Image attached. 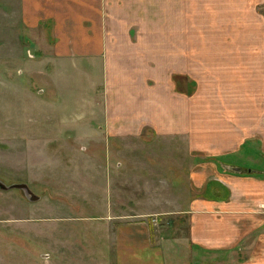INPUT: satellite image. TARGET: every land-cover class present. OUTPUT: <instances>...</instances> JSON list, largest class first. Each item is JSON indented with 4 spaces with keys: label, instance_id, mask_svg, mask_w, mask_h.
I'll return each mask as SVG.
<instances>
[{
    "label": "crops",
    "instance_id": "obj_1",
    "mask_svg": "<svg viewBox=\"0 0 264 264\" xmlns=\"http://www.w3.org/2000/svg\"><path fill=\"white\" fill-rule=\"evenodd\" d=\"M15 2L45 61L101 63L98 140L150 134L204 158L184 238L198 264H264V0ZM136 223L141 245L118 231L117 263L164 264L165 238Z\"/></svg>",
    "mask_w": 264,
    "mask_h": 264
},
{
    "label": "rangeland",
    "instance_id": "obj_2",
    "mask_svg": "<svg viewBox=\"0 0 264 264\" xmlns=\"http://www.w3.org/2000/svg\"><path fill=\"white\" fill-rule=\"evenodd\" d=\"M15 3L0 0V179L26 183L40 199L0 190V264H118L116 234L140 246L136 222L165 238L164 264H198L201 253L184 238L191 176L204 158L150 134L98 140L91 129L101 122L89 112L95 87L102 92L101 63L45 61L26 41Z\"/></svg>",
    "mask_w": 264,
    "mask_h": 264
},
{
    "label": "water",
    "instance_id": "obj_3",
    "mask_svg": "<svg viewBox=\"0 0 264 264\" xmlns=\"http://www.w3.org/2000/svg\"><path fill=\"white\" fill-rule=\"evenodd\" d=\"M14 188L21 190L29 201H38L40 199V197L36 195L26 183L7 184L3 180L0 179V190L7 191V190L14 189Z\"/></svg>",
    "mask_w": 264,
    "mask_h": 264
}]
</instances>
